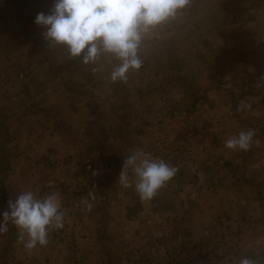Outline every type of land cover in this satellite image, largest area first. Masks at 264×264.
<instances>
[{
  "label": "rangeland",
  "instance_id": "374dc122",
  "mask_svg": "<svg viewBox=\"0 0 264 264\" xmlns=\"http://www.w3.org/2000/svg\"><path fill=\"white\" fill-rule=\"evenodd\" d=\"M13 1L0 0L8 199L26 190L40 196L62 191L69 212L49 245L31 251L9 224L0 234V253L21 245L25 255L33 254L26 260L49 264L54 243L69 233L78 236L75 221L88 217L82 205L73 210L72 201L101 185L109 200L104 206L93 201L95 235L88 241L99 236L97 222H120L117 232L106 231L105 246L97 245L101 264H168V252H178L179 245L190 250L191 264H238L243 257L264 264V0H190L175 19L145 35L138 50L145 67L130 71L126 83L110 80L115 58L102 55L85 65L55 44L50 56L56 71L45 63L25 74L26 52L40 46V39L21 43L20 24L49 14L54 0H24L38 8L29 14L14 9ZM33 77L45 91L34 90ZM242 103L250 107L238 110ZM247 129L256 130L258 141L249 151L224 146ZM137 148L179 168L151 201L118 182L124 158ZM42 182L49 185L42 188ZM79 230L84 239V226ZM12 261L18 264L17 256Z\"/></svg>",
  "mask_w": 264,
  "mask_h": 264
},
{
  "label": "clouds",
  "instance_id": "9594fccd",
  "mask_svg": "<svg viewBox=\"0 0 264 264\" xmlns=\"http://www.w3.org/2000/svg\"><path fill=\"white\" fill-rule=\"evenodd\" d=\"M190 0H54L49 14L38 13L35 24L42 26L45 40L66 47L69 57H82L87 65L97 63L102 55L119 63L112 67L110 80L126 83L130 71H139L143 61L138 50L145 35L156 27L175 19ZM98 69H93L97 71ZM264 80V77H262ZM258 87L260 85H257ZM231 88V83L224 85ZM250 107L241 104L238 110ZM255 129L241 130L229 136L224 146L234 152H247L254 143ZM131 170V176L129 173ZM179 168L154 157L141 148L132 150L123 160L118 175L121 187L133 188L142 201L158 196L178 173ZM62 197L56 191L40 196L26 190L9 200L7 210L0 213V234L9 231V224L18 229V241L26 250L46 247L50 233L65 227L66 213ZM95 195L81 198L83 211L93 210ZM238 264H257L243 257Z\"/></svg>",
  "mask_w": 264,
  "mask_h": 264
},
{
  "label": "trees",
  "instance_id": "16d2710c",
  "mask_svg": "<svg viewBox=\"0 0 264 264\" xmlns=\"http://www.w3.org/2000/svg\"><path fill=\"white\" fill-rule=\"evenodd\" d=\"M42 1L43 0H39ZM41 2V3H42ZM31 3H27L24 0H15L13 1V7L14 9L20 8V12L25 13H33L38 10V8L31 9L30 8ZM43 4V3H42ZM30 16V15H29ZM35 18L27 17L23 22H21L20 26L22 27V33H20V41L21 43L25 44L26 46H30L31 42H34L35 40H39L40 46H34L32 45V49L30 52H26V67L23 68V71H26L25 74L30 75L31 73L36 70L38 67H40V64L48 63V65L51 67V69L56 67L54 64L53 59L51 58V50L55 49V47L52 46L50 42L45 40L42 36V31L35 25ZM36 33L39 34V38L35 35ZM49 47L50 49L47 50L46 47ZM66 51V49L63 47V45H59ZM56 50V49H55ZM69 54H66L68 57ZM64 56V57H66ZM145 67L144 64H142V69ZM80 71L83 73L82 68ZM143 71V70H142ZM56 73V72H55ZM87 77V76H86ZM30 83L34 86V90L39 91L42 89V91H45V88L40 85L38 81H36L35 77L30 79ZM25 85V84H24ZM7 129L4 128L2 124H0V201L4 205L5 210H7V204H8V174L10 172V150L8 149L9 145V137H8ZM63 193V192H62ZM64 203H66V199L64 200ZM102 242L104 244L105 238L102 236ZM178 252H168L167 255V263L168 264H191L193 261L189 257L190 250H187L184 248V246L179 245Z\"/></svg>",
  "mask_w": 264,
  "mask_h": 264
},
{
  "label": "crops",
  "instance_id": "0c3cea01",
  "mask_svg": "<svg viewBox=\"0 0 264 264\" xmlns=\"http://www.w3.org/2000/svg\"><path fill=\"white\" fill-rule=\"evenodd\" d=\"M57 164L60 165V162H57ZM83 165L84 164H82V166ZM85 166H86V168H90V165H88V164H85ZM77 169L78 168H75V166L72 165V171H77ZM87 172H89V171H87ZM76 179L78 181H81V176H79V177L77 176ZM42 183H43V184H41V185H43L42 188L49 185V184L44 183V182H42ZM99 186L100 187L98 189L97 188L94 189L93 192L92 191L88 192L87 197H89L90 193H93L96 196L94 203L97 205L101 204L104 206L109 199L106 200V198L102 196V191H101L102 186L101 185H99ZM96 191L101 192V193H99L101 195V198H100L99 194L97 195ZM59 193L61 194V197L63 196V201L65 199H67L64 196V194L62 193V191H60ZM63 201L61 200L62 207H63ZM92 211L91 212L84 211L88 215V217L90 218V223H89V218L86 215L85 216L83 215L84 216V218H82L83 222H81V224H80V226L82 228L84 226V231H83V237H85L84 239L80 238V237H82L81 234L76 233V231H80V230L77 229L76 225H74L75 229H76V231L74 230L75 234H78V236L75 235L73 238L69 233L67 235V237L64 238V241H61V243L60 242L54 243V247L56 249L55 251H51L49 253V255L47 254V252H43V251L41 252L43 256H45L46 254H47V257L52 256V261L49 264H101V258H100V260H98L100 255L97 256V254H96L98 251L97 245L105 246L106 242H104V244H103L102 236L106 237V231L108 232L111 229H116L115 231L117 232V229H120V227H119L120 222H117V224H115V226L111 224L112 222H110V223L106 222L104 224L105 225L104 227H106V228H104L103 226H100L101 224H99L96 220V222L98 224L97 232H99V236H98L97 240L93 239V240L88 241V238H92L95 235V233H94L95 232V226H94L95 222H92V219H91V216L94 214V213H92ZM17 233H18V230H17ZM16 238L18 239V235L16 236ZM78 243H83L86 247L85 248H80L79 246L74 247ZM3 249L4 250H2V252L0 253V264H16L15 262L12 261V259L15 256H17V258H18V262H17L18 264H42V262L35 261L36 257H33V259L31 261L26 260V258L32 256L33 254L25 255L24 252H26V250H24L21 245L16 247V248L5 247ZM36 251L37 250H34V252H36ZM102 252H103V255L105 257L106 255H108L109 251H102ZM80 253H83L84 259L80 258V255H79ZM66 255H68V256H66ZM72 256H76L75 260H72ZM21 258H22V260H21Z\"/></svg>",
  "mask_w": 264,
  "mask_h": 264
},
{
  "label": "built area",
  "instance_id": "2783aa9c",
  "mask_svg": "<svg viewBox=\"0 0 264 264\" xmlns=\"http://www.w3.org/2000/svg\"><path fill=\"white\" fill-rule=\"evenodd\" d=\"M79 206H80V204H79V202L77 200H73L72 201L71 207H72L73 210H77L79 208ZM61 210L64 211L66 214L69 212V211L65 210L63 207H62ZM75 225L77 226V229L80 228V223L79 222L75 221ZM59 232H60V230H54V231H52L50 233V236L51 235H58Z\"/></svg>",
  "mask_w": 264,
  "mask_h": 264
}]
</instances>
